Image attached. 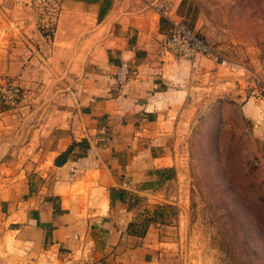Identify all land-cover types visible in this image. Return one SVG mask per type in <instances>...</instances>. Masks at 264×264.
<instances>
[{
	"label": "crops",
	"instance_id": "obj_1",
	"mask_svg": "<svg viewBox=\"0 0 264 264\" xmlns=\"http://www.w3.org/2000/svg\"><path fill=\"white\" fill-rule=\"evenodd\" d=\"M31 1H2L8 34H18L12 25L19 35L12 54L0 50V80L55 61L38 25L19 21L18 5ZM62 1L70 9L62 15L81 19L86 35L72 47L70 32L59 61L70 89L58 97L51 124L32 128L39 140L31 155L36 143L19 140L21 125L0 132V264H173L154 223L139 231L179 175L171 148L188 115L186 84L194 71L205 72L206 60L167 53L162 40L171 25L149 6L128 13L119 0ZM165 2L172 1L159 5ZM123 64L131 77L117 85ZM79 67L82 78L73 81Z\"/></svg>",
	"mask_w": 264,
	"mask_h": 264
},
{
	"label": "rangeland",
	"instance_id": "obj_2",
	"mask_svg": "<svg viewBox=\"0 0 264 264\" xmlns=\"http://www.w3.org/2000/svg\"><path fill=\"white\" fill-rule=\"evenodd\" d=\"M2 1L0 10L6 12ZM160 1L119 0V10L136 13L149 6L155 11ZM171 1L177 18L200 35L219 60L201 57L205 72L194 71L186 84L188 115L171 148L181 161L179 175L166 187L154 213H144L145 219L153 220L173 264H264V0ZM66 9L62 0L18 5L20 23L27 17L37 24L52 48L47 53L55 58L44 67L33 64L31 71L23 74L20 69L19 75L0 80L13 82L22 92L15 105L1 99L0 132L21 125L19 140L32 138L36 143L29 155L39 140L32 128L50 123L58 97L70 89L69 69L59 62L65 61L67 43L74 39L75 47L86 35L81 19L62 15ZM1 11L0 50L10 55L9 47L18 45L19 27L11 25L18 34H8ZM72 74L73 81L77 75L81 79L82 68Z\"/></svg>",
	"mask_w": 264,
	"mask_h": 264
},
{
	"label": "built area",
	"instance_id": "obj_3",
	"mask_svg": "<svg viewBox=\"0 0 264 264\" xmlns=\"http://www.w3.org/2000/svg\"><path fill=\"white\" fill-rule=\"evenodd\" d=\"M160 17L171 25V33L162 40L167 53L176 55L186 61L196 63L201 57H213L219 60L210 45L198 34L185 26L175 17V6L172 2H165L155 8ZM131 77L128 65L123 64L115 75L117 85L125 84ZM21 89L11 81L0 83V101L3 99L10 105H15L21 97Z\"/></svg>",
	"mask_w": 264,
	"mask_h": 264
},
{
	"label": "trees",
	"instance_id": "obj_4",
	"mask_svg": "<svg viewBox=\"0 0 264 264\" xmlns=\"http://www.w3.org/2000/svg\"><path fill=\"white\" fill-rule=\"evenodd\" d=\"M106 6L108 5V1H106ZM152 223H154L153 222V220L151 221H149V220H147V219H145L144 220V222H143V227H142V229L139 231V234L140 235H144L145 234V232H146V230H147V228L150 226V224H152Z\"/></svg>",
	"mask_w": 264,
	"mask_h": 264
}]
</instances>
